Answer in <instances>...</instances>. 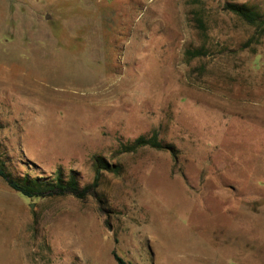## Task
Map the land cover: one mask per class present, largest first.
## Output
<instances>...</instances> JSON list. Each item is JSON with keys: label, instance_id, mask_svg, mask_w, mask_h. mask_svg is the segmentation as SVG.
<instances>
[{"label": "rangeland", "instance_id": "obj_1", "mask_svg": "<svg viewBox=\"0 0 264 264\" xmlns=\"http://www.w3.org/2000/svg\"><path fill=\"white\" fill-rule=\"evenodd\" d=\"M264 0H0V264H264ZM198 19L202 20V23ZM175 148L125 151L138 137ZM21 245V246H20Z\"/></svg>", "mask_w": 264, "mask_h": 264}, {"label": "trees", "instance_id": "obj_2", "mask_svg": "<svg viewBox=\"0 0 264 264\" xmlns=\"http://www.w3.org/2000/svg\"><path fill=\"white\" fill-rule=\"evenodd\" d=\"M225 11L231 12L237 15L240 19L250 25H256L258 27L264 25V18L253 7L246 3L227 2L223 5ZM202 23L201 19H198ZM150 146L154 148L169 149L175 155V148L171 145L163 144L157 137V134L151 137H138L132 144L125 145V151H133L139 147ZM96 176L94 181L85 186L79 184V180L73 172L68 179L59 175L53 181H42L40 178H25L24 180H17L12 177L11 173L7 170L4 163L0 161V176L6 181V183L16 191L21 192L28 197H44L54 195H66L72 194L78 198H85L89 194L95 193L99 186V179L102 169L118 171L117 165H110L103 157H96ZM114 257L118 264H129L121 256L114 251Z\"/></svg>", "mask_w": 264, "mask_h": 264}, {"label": "bare ground", "instance_id": "obj_3", "mask_svg": "<svg viewBox=\"0 0 264 264\" xmlns=\"http://www.w3.org/2000/svg\"><path fill=\"white\" fill-rule=\"evenodd\" d=\"M21 246V245H20Z\"/></svg>", "mask_w": 264, "mask_h": 264}]
</instances>
